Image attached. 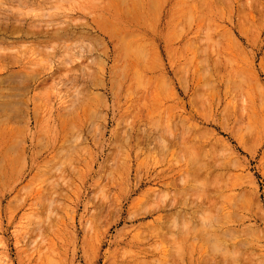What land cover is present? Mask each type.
Here are the masks:
<instances>
[{
  "label": "rangeland",
  "instance_id": "rangeland-1",
  "mask_svg": "<svg viewBox=\"0 0 264 264\" xmlns=\"http://www.w3.org/2000/svg\"><path fill=\"white\" fill-rule=\"evenodd\" d=\"M0 264H264V0H0Z\"/></svg>",
  "mask_w": 264,
  "mask_h": 264
},
{
  "label": "bare ground",
  "instance_id": "bare-ground-1",
  "mask_svg": "<svg viewBox=\"0 0 264 264\" xmlns=\"http://www.w3.org/2000/svg\"><path fill=\"white\" fill-rule=\"evenodd\" d=\"M141 2V1H140ZM203 160V159H202ZM254 204V203H253Z\"/></svg>",
  "mask_w": 264,
  "mask_h": 264
}]
</instances>
